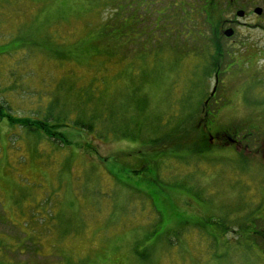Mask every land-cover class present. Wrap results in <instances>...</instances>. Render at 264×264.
Returning a JSON list of instances; mask_svg holds the SVG:
<instances>
[{
	"label": "rangeland",
	"instance_id": "1",
	"mask_svg": "<svg viewBox=\"0 0 264 264\" xmlns=\"http://www.w3.org/2000/svg\"><path fill=\"white\" fill-rule=\"evenodd\" d=\"M159 1L141 6L157 14L172 4ZM122 2L113 0V18L117 13L125 23L118 19L112 35L129 45L114 47L110 65L100 57L85 65L79 50L88 53L107 14L100 0H0L1 113L32 120L53 104L74 120L80 107L84 118L93 111L96 130L70 124L61 129L70 144L61 145L0 118V264H264L250 257L251 234L263 218L253 211L264 204V162L255 156L230 162L221 150L190 153L188 136L196 137L204 102L216 88L209 73L215 48L210 33L200 31L205 18L182 6V16L170 12L172 23L161 35L129 43L135 34L129 23L139 17L132 0ZM94 78L98 90L87 87ZM224 79L216 92L221 123H234L241 107H261L252 83L234 73ZM147 160L155 177L149 182L139 168ZM104 166L149 183L164 210L113 184ZM236 221L244 236L229 227ZM213 233L225 242H210Z\"/></svg>",
	"mask_w": 264,
	"mask_h": 264
},
{
	"label": "flooded vegetation",
	"instance_id": "2",
	"mask_svg": "<svg viewBox=\"0 0 264 264\" xmlns=\"http://www.w3.org/2000/svg\"><path fill=\"white\" fill-rule=\"evenodd\" d=\"M172 7L188 6L191 14L197 18H205V24L201 25L200 31L205 35L210 33V45L215 48L216 63L210 68L209 73L215 74V89L212 95L206 98L202 109V118L198 127L193 130L196 137L192 136V144L207 148L215 153L218 150L227 151V159L236 163L242 162L255 156L252 160L264 162V0H171ZM158 4L162 5L160 0ZM164 9L157 11V18H164ZM117 13L115 24L117 25ZM205 25L208 30H205ZM232 32L228 37L227 32ZM163 33L157 32V35ZM226 42L231 43L230 50H224ZM235 74L243 82H250L256 87L257 101L261 107L257 111L251 108H240L238 119L228 125L222 122L221 106L219 107L218 86H224L222 82L225 74ZM221 77V78H220ZM222 93V91H218ZM255 96V93H254ZM217 106V107H216ZM216 107L215 109H213ZM249 112V113H248ZM247 113V116H246ZM241 114V116H240ZM255 114V115H254ZM254 115V116H253ZM194 147V146H193ZM262 153V154H261ZM147 156L149 153H146ZM230 154L233 157H230ZM250 161V160H249ZM139 168L147 170L148 176H153L154 169L149 160L143 162ZM151 172V174L149 173ZM153 174V175H152ZM148 187V186H147ZM141 188H143L141 186ZM148 190V188H146ZM145 190V188H143ZM264 202V193L259 197ZM165 207L162 208V211ZM258 214H263L259 227H255L251 238L253 241V254L250 257L258 262L264 259V204L254 209ZM236 226L241 236L245 229L236 223L230 222L229 227ZM210 242L221 240L225 242V236L218 238L213 233Z\"/></svg>",
	"mask_w": 264,
	"mask_h": 264
},
{
	"label": "trees",
	"instance_id": "3",
	"mask_svg": "<svg viewBox=\"0 0 264 264\" xmlns=\"http://www.w3.org/2000/svg\"><path fill=\"white\" fill-rule=\"evenodd\" d=\"M148 1L149 0H132L133 6H135L136 15H138L139 18H136V19L134 18L133 23L132 24L129 23L130 24L129 30L132 31L133 33L135 32V34H133L132 36L129 37V43L131 40L135 41L137 39H145V40L153 39V37L156 36L157 32L158 33H160L161 31L164 32V30H166V28L171 25L172 22L170 21V19L171 20H173V19L170 18L172 16V14H170V12L172 10L176 11L178 9L177 12L178 11L180 12V16H182V14L184 12V8H182V7H181L182 9L180 10L178 7H172L171 5H167L163 8L164 9V15H163L164 18H157V14L154 11H152V10L149 11V9H147L145 6H141L143 4V2L146 3V6L149 5ZM122 3H124V0ZM100 4L102 5L101 7L103 8V10H106V12H107L106 16H104V18H103V24L100 25L96 29V32H99L100 34L97 35L95 33L94 39L89 41L88 53H86V52L82 53V50H79V52H81V53H79L78 57L80 58L81 63H83L85 65H93L91 62L92 61L91 59L92 58H99V57L103 58V60H106L107 64L110 65V63H112L113 57H115V55H116V49L119 50L120 48H125L126 45L128 44L127 42L124 41V39H125L124 37L116 39L115 36L112 35L114 27L117 26L115 24V18H113L114 17V15H113V12H114L113 0H100ZM185 7H186V10H189L188 6H185ZM153 15H155V18H153L152 22L146 23L145 21H143V20H148V19L152 18ZM53 18H55V17H53ZM118 19H119L120 26H123L125 23V18H118ZM166 25H168V26H166ZM156 30H158V31H156ZM159 35H161V34H159ZM99 42L103 43L105 45V48H101L99 46ZM138 46L140 49L142 45H138ZM114 47L116 48L115 50H114ZM128 48H130V46ZM133 48H135V47H133ZM136 51L137 50H134V49L131 50L132 53H135ZM60 52H62V51H60ZM61 57L63 58L62 61L66 62L69 56L66 55L64 52H62ZM61 57H60V59H61ZM70 57H72V56L70 55ZM69 61H71L70 58H69ZM102 72H103V75L101 76V78L106 79L108 76V74H107L108 71L106 69H104ZM89 84L90 85L87 87H96L95 86L97 84L96 79L95 78L92 79L89 82ZM96 89L98 90V87H96ZM87 101H88V99L86 98V96H84V95L80 96V105L86 106ZM87 109L88 108H86L84 110V112ZM56 110H57L56 106L51 104L49 107L48 106L46 107V109L43 111V114L41 116H39L40 112H38L37 115L32 120L22 118V119H18V121L12 120L9 117L10 116L9 112H7L6 114H3L0 111V118L8 119L7 122L10 126H11V124H17L19 126V128L25 129L27 134L34 133L39 140H40V138L45 137L49 140H52V142H54V143L57 142V144H61V145H69L70 144L69 139L67 137V133H64L61 131L62 128H67L70 126V124H73L74 127L81 128L88 133L96 132V130H94V124H95L94 118L95 117L93 116L92 110H90L88 115L86 116V118H84L80 114V107H79V109H77V116L74 120H68V118H67L68 114H64V115H62L61 113L57 114ZM189 117L191 119L192 115H189ZM113 131H115V130H113ZM103 133H104V131L100 132L101 138H103V136H102ZM191 137L192 136H188V139L191 140V142H192ZM176 140H179V138ZM190 146H191L190 153L192 151H194L192 155H198V154H201L203 151L208 150V148H207L208 146H206L205 144H202L201 146L193 147L194 145L192 143H190ZM102 170L106 174L109 173L110 177L113 178L112 179L113 184L115 182L117 184L121 183V185H123V187H127V188L129 187V188H132V189L138 191L140 194H142L141 197L142 196L145 197L147 200H149L150 202H152L154 204V208L156 210H159L161 212L162 207H165V200H163L162 198H160V196H158L159 193L154 191L149 183H142L141 181L140 182L139 181L138 182H131L129 180V178L124 177L121 170L120 171L113 170V167L110 168L108 166L106 168L104 166ZM102 170H99V173ZM142 170H144V169L142 168ZM147 172H146V174H147ZM152 172L154 174V171H152ZM99 173H98V177H99ZM149 173L151 174V172H149ZM107 176H108V174H107ZM153 178H155V177H153ZM153 178H151V176H148V175H146V177H145V179L148 180V182L153 181ZM141 186L143 188H145V190H143V188H141ZM146 188H148V190Z\"/></svg>",
	"mask_w": 264,
	"mask_h": 264
},
{
	"label": "water",
	"instance_id": "4",
	"mask_svg": "<svg viewBox=\"0 0 264 264\" xmlns=\"http://www.w3.org/2000/svg\"><path fill=\"white\" fill-rule=\"evenodd\" d=\"M226 35H227L228 37H231V36H232V32H231V31H230V32H227Z\"/></svg>",
	"mask_w": 264,
	"mask_h": 264
}]
</instances>
